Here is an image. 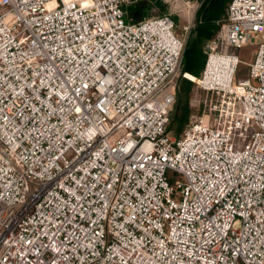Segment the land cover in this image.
<instances>
[{"label": "built area", "instance_id": "obj_1", "mask_svg": "<svg viewBox=\"0 0 264 264\" xmlns=\"http://www.w3.org/2000/svg\"><path fill=\"white\" fill-rule=\"evenodd\" d=\"M138 1L0 0V264H264V0H231L193 80L195 16ZM181 79L207 98L176 136Z\"/></svg>", "mask_w": 264, "mask_h": 264}, {"label": "trees", "instance_id": "obj_2", "mask_svg": "<svg viewBox=\"0 0 264 264\" xmlns=\"http://www.w3.org/2000/svg\"><path fill=\"white\" fill-rule=\"evenodd\" d=\"M139 6L131 8L132 13L141 12L144 6L147 10L155 3V0H141ZM201 2L196 12L195 27L190 33L183 58V72L189 74V78L199 77L206 62L204 53L205 43L213 38L220 28L221 21L226 13V9L231 0H198ZM143 5V6H142ZM183 81L191 83L187 79L180 80V87L177 94H181L184 88ZM181 100L176 103V108L171 116V124L177 123V132L182 133L188 123L189 110L184 107L180 111ZM171 128V125H170Z\"/></svg>", "mask_w": 264, "mask_h": 264}, {"label": "rangeland", "instance_id": "obj_3", "mask_svg": "<svg viewBox=\"0 0 264 264\" xmlns=\"http://www.w3.org/2000/svg\"><path fill=\"white\" fill-rule=\"evenodd\" d=\"M139 1L144 2L141 0ZM155 3L156 4H153L148 10L142 5L143 7L141 9V14L143 19L172 13L177 25L176 33L180 36L186 33L185 27H187L189 23L192 22L193 15L195 16L196 23V12L199 8L196 9V3L194 2L189 4L186 0H155ZM261 38L263 37L261 36ZM257 42L260 43V41ZM255 48L256 47L254 45H249L240 50V56L243 61L241 66L242 75L247 73L246 64L252 61V55ZM183 84L184 88H182L181 94H177L176 103L180 99V111H182L184 107H187L189 110V123L194 115L202 114L207 94L198 89L197 86L192 82L188 83L183 81ZM176 103L173 107L172 113L176 108ZM188 123L185 125V127L188 125ZM177 125V123L171 124L170 129L174 131L176 136H180L182 133L177 132Z\"/></svg>", "mask_w": 264, "mask_h": 264}, {"label": "crops", "instance_id": "obj_4", "mask_svg": "<svg viewBox=\"0 0 264 264\" xmlns=\"http://www.w3.org/2000/svg\"><path fill=\"white\" fill-rule=\"evenodd\" d=\"M139 2L140 1H138L137 3H135L133 5H130L129 7L126 8L127 19L131 18V19H133L136 22L137 21H141L143 19V16H142L141 12H139V13H132L131 12V8L139 6Z\"/></svg>", "mask_w": 264, "mask_h": 264}]
</instances>
